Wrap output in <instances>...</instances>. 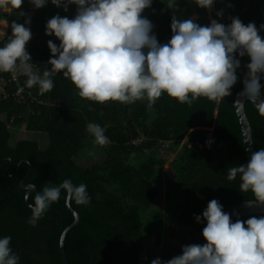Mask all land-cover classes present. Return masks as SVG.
<instances>
[{
  "label": "trees",
  "instance_id": "obj_1",
  "mask_svg": "<svg viewBox=\"0 0 264 264\" xmlns=\"http://www.w3.org/2000/svg\"><path fill=\"white\" fill-rule=\"evenodd\" d=\"M168 3L169 0H153L152 6L142 13L154 25L153 33L159 43L171 39L174 15L180 19L196 15L195 22L199 25L210 24L207 10L197 6L195 0H177L171 9ZM2 10L0 20L8 21V27L0 47L12 35V24H24L29 19L25 14L32 13L31 23L26 27L35 35L31 53L37 62V75L50 71L48 41L57 46L60 42L45 35L46 24L56 15L74 18L77 7L71 5L65 12L49 0L45 7L35 9L24 0L18 10L12 9L10 13ZM221 11L222 17L217 15ZM210 12L212 20L225 25L232 18H239L245 25L254 23L258 29L264 25V0H216ZM259 35L264 38V31ZM237 58L241 67L231 94L220 101L198 98L191 105L181 104L166 93L155 103L145 98L131 104L114 101L100 104L81 98L62 73L52 77L53 89L42 95L38 87L28 88L27 77L20 75V84L46 105H17L11 98L3 97L4 92H13L15 87L7 84L8 73H0V156L13 161L7 173L9 163L0 160V238L11 237L10 247L19 257V264H62L59 240L74 221L66 210L67 193L62 190L59 200L36 226L29 224L32 212L25 203L26 192L20 187L29 166L21 164L17 168L21 161H28L31 167L24 185L36 188L29 197L30 204H34L36 194L42 193L44 187L59 186L66 179L74 185L87 186L88 205H77L71 197L70 206L80 220L65 238L69 264H141L138 257L145 251L144 235L154 237L155 249L151 250L163 261L181 255L184 246L206 244L202 236L206 221L201 219L197 223L195 217H202L211 200H217L226 211L253 199L250 191L241 192L239 176L233 181L227 179L230 167L248 162L233 103L235 94L243 89L250 59ZM260 83L264 86V76ZM245 113L255 152L264 149V115L249 102L245 103ZM89 123L100 125L109 143L96 144L87 132ZM22 125L28 133L47 135L48 145L42 148L33 140L11 145L10 129ZM207 128H213L214 136L223 142L221 147L215 146L211 151L198 149L196 143L204 140ZM139 138H146L141 147L126 145ZM160 142H169L168 149L161 150ZM166 152L175 156L161 174ZM88 154L102 156V161L89 167L78 164ZM172 201L177 210L174 222L189 236V242L182 247L171 242L162 231L164 203ZM251 217L264 215L238 219L246 221Z\"/></svg>",
  "mask_w": 264,
  "mask_h": 264
},
{
  "label": "clouds",
  "instance_id": "obj_2",
  "mask_svg": "<svg viewBox=\"0 0 264 264\" xmlns=\"http://www.w3.org/2000/svg\"><path fill=\"white\" fill-rule=\"evenodd\" d=\"M24 0H0V8L20 9ZM35 9L45 7L49 0H28ZM65 12L75 5L74 18L59 15L46 24L45 35L54 36L47 47L51 57V70L42 75L33 72L35 67L26 51L31 39L30 18L24 24L13 23L12 35L0 47V73H19L27 77L28 88L38 87L39 93L50 92L52 77L61 74L69 79L78 95L89 101L103 104L108 101L131 104L147 98L155 103L167 94L181 104L191 105L198 98L220 101L231 94L237 83V71L247 56V74L243 92L247 100L261 101L264 92L260 80L264 76V38L254 23L245 25L232 18L228 25L212 20L202 26L193 19H171V39L161 44L153 33L154 25L142 16L153 0H50ZM202 9L211 10L216 0H195ZM177 0H169L174 8ZM222 17L223 12L217 13ZM264 115V111L261 113ZM104 129L94 123L87 125L95 143H109ZM239 176L241 192H251L253 199L247 206L264 205V149L252 154L245 165L228 169L227 179ZM83 183L74 185L70 179L59 186L44 187L30 204L33 227L50 206L60 198L61 191L75 200L77 205H88L90 197ZM206 221L202 236L204 245H187L182 254L163 261L155 258L151 264H264V217H251L246 221L230 220L215 199L196 216L197 223ZM11 237L0 238V264H19V257L10 247Z\"/></svg>",
  "mask_w": 264,
  "mask_h": 264
},
{
  "label": "rangeland",
  "instance_id": "obj_3",
  "mask_svg": "<svg viewBox=\"0 0 264 264\" xmlns=\"http://www.w3.org/2000/svg\"><path fill=\"white\" fill-rule=\"evenodd\" d=\"M13 8L6 7L3 8L2 13H10ZM207 10V9H206ZM207 13L209 15L208 20L209 22L212 21L210 17V12L207 10ZM28 18L31 17L29 14L26 16ZM190 19H193L194 22L197 20V16L194 15ZM7 27H8V21L0 20V39L4 38L7 34ZM33 72L37 74V69H33ZM12 133V139H11V145H14L15 143L22 141V140H33L36 141L42 148H45L48 145V137L45 134H35V133H28L26 129L24 128V125L21 127H18L17 129L11 128ZM166 165L159 171H167L168 164L172 159L174 158V154L170 153H164L163 154ZM102 161V156H92L88 154L87 156L83 157L82 159L78 160V164L82 166H92L94 163H100ZM132 161V159H131ZM133 162V161H132ZM171 174V172H169ZM171 176V175H170ZM162 218H163V226L162 231L163 234L167 235L168 239L175 243L176 245L182 247L186 245L189 242V236L186 232V230L181 227L179 224H175V219L177 218V210H176V203L174 201L167 202V204L164 203L163 212H162ZM153 236L150 235H144V243H145V251L142 252L138 260L141 264H151V261L155 258V254L153 253L154 245H153ZM152 249V250H151Z\"/></svg>",
  "mask_w": 264,
  "mask_h": 264
},
{
  "label": "water",
  "instance_id": "obj_4",
  "mask_svg": "<svg viewBox=\"0 0 264 264\" xmlns=\"http://www.w3.org/2000/svg\"><path fill=\"white\" fill-rule=\"evenodd\" d=\"M209 12H210V10H209ZM242 92H243V89L238 91L235 94V100L233 103V107H234L236 117H237L240 129H241L242 142H243L244 150H245L246 156H247L248 161H249L251 159L252 154L255 153V150H254V146H253L251 126L249 124L248 118H247L246 113H245V103L246 102L251 103L252 107L259 113H262V111H264V105L261 104V101L253 102V101L247 100L246 98H243L240 95ZM262 98H264V97H262ZM0 160L2 162H8L9 163V166L7 168V173H8L9 168L13 164V161L10 158H1V156H0ZM21 164H27L29 166V170H28L27 175L20 182V187L22 190H24L26 192L24 199H25V203H26L27 207L30 208L29 207V205H30L29 197L36 191V188L33 185H24L25 180L30 175L31 167H30V164L28 161H21L18 163L17 168ZM15 174H16V172L14 174H12V176H14ZM70 202H71V197L67 195L66 210L74 218V221L69 227H67L63 231V233L61 234L60 240H59V253H60V258H61L62 264H69L67 261V258H66V254H65V247H64L65 238H66L67 234L78 225L79 220H80L78 214L71 208ZM225 212L230 215V220L234 221L235 219L242 218V217L264 215V205H258L257 204V205H253L252 207H249V206H247V202H242V203H239V204H236V205L230 207Z\"/></svg>",
  "mask_w": 264,
  "mask_h": 264
},
{
  "label": "built area",
  "instance_id": "obj_5",
  "mask_svg": "<svg viewBox=\"0 0 264 264\" xmlns=\"http://www.w3.org/2000/svg\"><path fill=\"white\" fill-rule=\"evenodd\" d=\"M35 38V35L31 33V39L26 44V51L31 57V61L35 66L33 69L37 68V62L34 61V56L31 53V43L32 39ZM20 75L16 73H8L7 84L14 85L15 90L13 92H4L3 97L5 99L11 98L17 105H32V104H39V105H46L43 101L37 100L34 96L33 92L27 91L24 86L20 84ZM21 115L20 117H22ZM13 122V118L10 119V123ZM206 133L204 135V140L202 142L196 143L198 149L211 151L214 149L215 146L221 147L223 145L222 141H218L217 138L214 136L213 128L205 129ZM146 141V138H139V139H131L126 145L128 147H141ZM185 143V140L182 141L181 146ZM191 146V144H188ZM159 147L161 150H167L169 147V142H160Z\"/></svg>",
  "mask_w": 264,
  "mask_h": 264
},
{
  "label": "crops",
  "instance_id": "obj_6",
  "mask_svg": "<svg viewBox=\"0 0 264 264\" xmlns=\"http://www.w3.org/2000/svg\"><path fill=\"white\" fill-rule=\"evenodd\" d=\"M27 15H28V14H25V17H26ZM30 15H31V17H32V13H30L29 16H30ZM26 18H28V17H26ZM0 40H1V39H0ZM131 159H133V158H131ZM163 172H164V171H162V172H160V173L163 174Z\"/></svg>",
  "mask_w": 264,
  "mask_h": 264
}]
</instances>
